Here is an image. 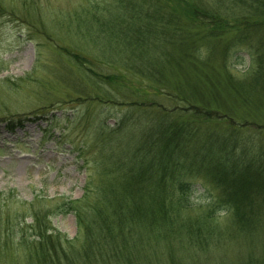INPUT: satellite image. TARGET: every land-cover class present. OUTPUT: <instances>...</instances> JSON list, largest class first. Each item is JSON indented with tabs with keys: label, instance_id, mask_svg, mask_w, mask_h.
<instances>
[{
	"label": "rangeland",
	"instance_id": "1",
	"mask_svg": "<svg viewBox=\"0 0 264 264\" xmlns=\"http://www.w3.org/2000/svg\"><path fill=\"white\" fill-rule=\"evenodd\" d=\"M167 2L153 5L183 17L186 28H196L195 49L201 54L193 62L203 68L185 60L170 69L159 43L148 41V53L161 71L155 84L147 72L126 68L139 61L124 60L130 52L116 25L129 12L116 0H0V264H85L80 258L84 238L97 229L98 206L107 208L103 192L120 188L123 166L117 168L118 161L129 164L135 149L149 140L161 147L152 133L140 137L149 107L133 108L150 101L170 106L161 93L150 98L158 89L173 92L185 81L204 91L216 86L220 103L211 107L264 125V97L245 104L224 80L226 63L237 78L254 67L250 45H258L253 37L264 40V22L252 20L251 37L243 43L233 40L237 29L216 41L182 12V0ZM165 47L177 54L178 45ZM192 179L200 188L202 178ZM202 191L194 194L195 201L202 203ZM262 209L260 227L251 238L230 232L200 251L187 239L150 241L137 229L128 242L108 244L125 251L107 264H115L114 259L117 264L126 259L129 264H241L250 253L264 264V204ZM225 216L218 215L222 224H215V231L224 230Z\"/></svg>",
	"mask_w": 264,
	"mask_h": 264
},
{
	"label": "trees",
	"instance_id": "2",
	"mask_svg": "<svg viewBox=\"0 0 264 264\" xmlns=\"http://www.w3.org/2000/svg\"><path fill=\"white\" fill-rule=\"evenodd\" d=\"M116 1L129 12V16L126 13L116 25L120 42L130 52L124 60L126 63L131 59L139 61L126 68L147 72L155 84L160 83L161 71L153 60L155 56L148 53V41L159 43L161 59L170 69L180 68L185 60L193 62L195 56H200L198 48L195 49L193 31L196 28H186L183 17L168 9L169 13L162 11V5L154 6L157 0ZM168 1L178 3L180 0ZM182 1L183 5L179 2L182 12L207 28L216 41L225 32L236 33L237 29L233 40L243 43L254 26L251 21L264 22V0ZM112 21L115 28V19ZM243 24L246 25L240 26ZM259 38L253 37L258 45H250L254 51V67L243 77L237 78L229 71L227 63L224 64L226 87L245 104L255 98L261 102L264 97V40ZM248 41L250 44V39ZM168 44L178 45L177 54L165 47ZM226 48L228 45L223 51ZM193 66L203 68L202 64ZM175 88L167 93L158 89L150 97L158 98L161 93L170 102L168 107L162 103L155 105L154 101L147 106H133L135 110L153 109L148 108L145 133L140 130V137L152 133L161 147L154 148L149 140L142 148L135 149L136 155L129 164L118 161L117 168L121 165L125 168L121 169L120 188L103 192L107 208L98 206L94 219L97 229L87 232L84 238L80 258L85 264L92 260L107 264L125 251L119 245L108 244L128 242L129 235L137 229L144 231L143 237L150 241L157 238L168 241L177 236L189 240L190 247L203 251L205 246L209 248L211 241L225 234L231 232L251 238L260 227L264 204V125L255 126L250 119H235L225 108L211 107L213 102L220 103L216 86L204 91L199 85L188 87L185 81L184 86ZM139 152L143 155H138ZM197 176L202 178L200 188L194 187L195 182H192L195 180L192 177ZM198 189H203L202 203L194 200ZM221 212L227 218L224 230L215 231ZM172 247L167 250L170 255ZM113 262L117 264L118 260ZM260 262L250 253L241 264ZM123 264H129L128 259Z\"/></svg>",
	"mask_w": 264,
	"mask_h": 264
}]
</instances>
